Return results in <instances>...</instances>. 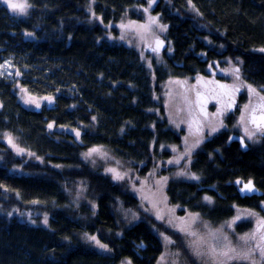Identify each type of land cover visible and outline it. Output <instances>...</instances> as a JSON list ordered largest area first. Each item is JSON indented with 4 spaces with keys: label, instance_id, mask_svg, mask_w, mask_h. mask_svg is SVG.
I'll list each match as a JSON object with an SVG mask.
<instances>
[{
    "label": "trees",
    "instance_id": "16d2710c",
    "mask_svg": "<svg viewBox=\"0 0 264 264\" xmlns=\"http://www.w3.org/2000/svg\"><path fill=\"white\" fill-rule=\"evenodd\" d=\"M27 1L15 12L0 0V264H162L171 248L187 264H264L253 247L250 262L198 260L138 193L157 172L178 217L218 226L237 207L264 210V141L243 150L223 129L194 156L198 181L179 177L172 152L187 126L169 115L163 88L225 69L246 106L264 86V0ZM148 13L166 28L159 61L121 38L122 23ZM95 147L124 171L92 163ZM249 180L262 196L241 197Z\"/></svg>",
    "mask_w": 264,
    "mask_h": 264
},
{
    "label": "rangeland",
    "instance_id": "374dc122",
    "mask_svg": "<svg viewBox=\"0 0 264 264\" xmlns=\"http://www.w3.org/2000/svg\"><path fill=\"white\" fill-rule=\"evenodd\" d=\"M2 1L15 12L21 11L19 9L14 10L11 7L13 3L25 4V10L28 9L27 0ZM121 29L126 32V34L122 33L121 38L142 50L144 54L149 56V60L157 57L159 61L163 52L169 48L164 36L166 28L159 17L152 13H148L146 19L142 22L127 20L122 23ZM262 49L264 47L259 48L258 51L264 52ZM214 75H217V73ZM218 75L219 77H215V79H198L193 82L190 81L193 79L187 81H176L174 79L169 80L166 86H163L164 101L169 115L174 114L179 118V130L184 128H181V126H187L185 127L187 134L183 137L179 150H173L172 152L174 154L172 164L177 168V174L181 178L198 181L199 177L191 169L194 156L202 142L204 143L208 138L222 132L223 129L233 134L244 135L247 143L252 146L259 145L264 141L261 133L256 132L248 125L253 113L257 114L259 111H264V109L255 110L257 108L255 103L260 102L261 98L264 100V86L254 88L256 96L246 106H237L235 103V99H238L237 95H233L235 97L229 99L224 97L222 105L219 107L214 106L212 102L209 105H204L200 100V93L203 92L207 95L208 88L213 91L216 89V92L222 95V90L224 92L231 91L234 94L237 91L234 87L240 86V84L231 81V78H229L230 81L225 79L233 76L225 69L218 72ZM236 78L238 79V77ZM211 81L215 82L209 83ZM21 96L22 102L29 107L42 106L43 99L30 94H21ZM231 111H236L235 118L232 117L228 120ZM227 121H231V127H228ZM85 156L94 164L104 163L109 171L112 170L117 175L124 171L123 164L108 150L91 148ZM167 163L170 164L171 162L168 161ZM165 185V178L155 172L151 178L145 180V183L138 190L140 199L147 205L152 206V210L158 218H164L176 226V230L183 237L184 242L189 245L195 258L213 262L221 260L223 257H235V255L240 257L242 255L244 257L241 259L242 261L250 262V259L245 257L249 255V251L253 247L258 248L264 260V210L258 212L237 207L230 219L221 222L218 226L209 225L200 222L192 215L178 217L175 209L169 205ZM244 223L249 224V227L243 232H238L237 227ZM164 245L169 247L174 245V242L170 238H166L164 239ZM98 248L106 249L99 244ZM175 253V249H167L165 256L162 258V264H187L180 255L179 258L175 256ZM226 261L227 259L224 260V262ZM254 264L259 263L254 262Z\"/></svg>",
    "mask_w": 264,
    "mask_h": 264
},
{
    "label": "flooded vegetation",
    "instance_id": "af4514ba",
    "mask_svg": "<svg viewBox=\"0 0 264 264\" xmlns=\"http://www.w3.org/2000/svg\"><path fill=\"white\" fill-rule=\"evenodd\" d=\"M208 80H211V78H208ZM213 82H215V81H213ZM212 81L211 82H209V83H213ZM205 83H207V82H205ZM208 92H207V95H205L203 92L202 93H200V97H201V101L203 102V104L205 105V104H208L209 105V103H213V105H216V106H221L222 105V102H223V100L222 99H224V97L225 98H227V99H229V98H231V97H233V95H235L236 96V93H234L233 94V92H224L223 90H222V95H220L219 93H217L216 92V89H215V91H213V90H211L210 88H208V90H207ZM225 94H224V93ZM234 96V97H235ZM233 97V98H234ZM235 103L237 104V106L238 105H240L239 104V102H238V100H236L235 99ZM257 109H264V104H260L259 105V107L257 108ZM226 113V112H225ZM242 116H243V113H242ZM259 119V117L257 118V120ZM249 125V124H248ZM262 125H264V123L262 124ZM257 126V124L255 125V123H253L252 124V122H250V127L252 128V129H257L260 133L261 132H263L264 131V129L262 128V127H256ZM258 132V133H259ZM244 136V135H243ZM245 137V136H244Z\"/></svg>",
    "mask_w": 264,
    "mask_h": 264
},
{
    "label": "water",
    "instance_id": "95a60500",
    "mask_svg": "<svg viewBox=\"0 0 264 264\" xmlns=\"http://www.w3.org/2000/svg\"><path fill=\"white\" fill-rule=\"evenodd\" d=\"M260 116H261V115H260ZM252 117L255 118L256 123H257V122H258L257 117H259V115H253ZM263 127H264V126H263ZM262 136H263V138H264V132L262 133ZM230 141H231V142H237V143H239L241 149H243V150H246V149L249 148V145H248L246 139H245L242 135H236V134H234V135H232V136L230 137ZM249 182L252 183V185H253L255 191H252V192L242 191L244 185L247 184V183H249ZM238 192L240 193L241 197H252V196H258V197H259V196H262V195H263V191H261V190L255 185V183H254L253 180L243 181L241 184H239V186H238Z\"/></svg>",
    "mask_w": 264,
    "mask_h": 264
},
{
    "label": "snow or ice",
    "instance_id": "6c2138e0",
    "mask_svg": "<svg viewBox=\"0 0 264 264\" xmlns=\"http://www.w3.org/2000/svg\"><path fill=\"white\" fill-rule=\"evenodd\" d=\"M11 7L15 10V9H19L21 12H23L26 8L25 4H17V3H13L11 4ZM262 51H264V49H262ZM253 92H255V89H252ZM261 121L264 122V116H261ZM253 123H256L255 118H253ZM51 127V125L49 126ZM257 127H260L259 124H257ZM213 131H215V129H213ZM95 151V150H94ZM242 191H246V192H252L255 191L253 185L251 182L247 183L244 185L243 190ZM92 239H95L94 237H92ZM101 247H104L103 245H101ZM225 255H227V253H225Z\"/></svg>",
    "mask_w": 264,
    "mask_h": 264
},
{
    "label": "bare ground",
    "instance_id": "6f19581e",
    "mask_svg": "<svg viewBox=\"0 0 264 264\" xmlns=\"http://www.w3.org/2000/svg\"><path fill=\"white\" fill-rule=\"evenodd\" d=\"M259 52H260V51H259ZM197 91H198V90H197ZM199 92H201V91H199ZM258 107H259V106H258ZM258 107H257V108H258ZM257 108H256V109H257ZM259 110H261V109H258V110H256V111H259ZM231 112H233V111H231ZM253 115H259L258 122L255 123V125H256V124H259L260 127H262V128L264 129V127H263L264 125H262L264 122H262L261 119H260L261 116H264V111H259L257 114H256V113H253V114L251 115V119L249 120V125H250V122L253 121V117H252ZM260 115H261V116H260ZM257 118H258V117H257ZM252 123H253V122H252ZM256 127H257V126H256ZM254 130H256V132H259L257 129H254ZM263 132H264V131H263ZM263 132H261V135H262ZM243 137H244V136H243ZM262 137H263V136H262ZM232 143H234V142H232ZM248 145H249V144H248Z\"/></svg>",
    "mask_w": 264,
    "mask_h": 264
}]
</instances>
